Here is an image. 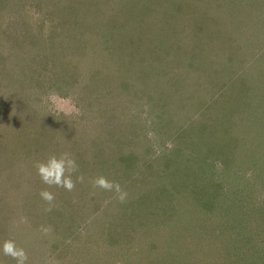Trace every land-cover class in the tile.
<instances>
[{"label":"rangeland","instance_id":"rangeland-1","mask_svg":"<svg viewBox=\"0 0 264 264\" xmlns=\"http://www.w3.org/2000/svg\"><path fill=\"white\" fill-rule=\"evenodd\" d=\"M0 9V71L17 72L19 54L28 75L4 78L13 105L0 117V205H11L0 242L9 232L28 264H232L237 251L236 264H264V0ZM65 152L78 165L71 191L35 167ZM98 176L124 201L95 187Z\"/></svg>","mask_w":264,"mask_h":264},{"label":"clouds","instance_id":"clouds-1","mask_svg":"<svg viewBox=\"0 0 264 264\" xmlns=\"http://www.w3.org/2000/svg\"><path fill=\"white\" fill-rule=\"evenodd\" d=\"M35 167L44 184L63 187L68 191L74 188L75 185L72 180V173L77 171L78 165L76 160L69 153L65 152L59 156L53 154L45 161L37 162ZM77 179H82V177H77ZM93 185L107 191L114 190L118 194V199L121 202L126 198L127 193L121 189L120 185L108 180L104 176L96 177L93 180ZM40 195L48 202L54 199L53 194L49 191H42ZM0 255L10 257L15 261V264H28L27 252L24 248L19 247L12 239L4 240L0 243Z\"/></svg>","mask_w":264,"mask_h":264},{"label":"trees","instance_id":"trees-1","mask_svg":"<svg viewBox=\"0 0 264 264\" xmlns=\"http://www.w3.org/2000/svg\"><path fill=\"white\" fill-rule=\"evenodd\" d=\"M1 3L2 4H9V0H1ZM1 10V9H0ZM205 25H207V23L205 24ZM180 27H182V26H180ZM212 28V30L214 29L213 28V25H212V27H210L209 26V24H208V29H211ZM18 30V29H17ZM18 41H20V44L22 43V44H24L25 45V47H28V45L29 46H32V44L34 43V42H32V41H30V40H28V39H25V40H23V41H21V40H18ZM17 41V42H18ZM19 43V42H18ZM19 44V45H20ZM220 44H222V41L220 42ZM217 49H219L220 50V47H218ZM12 57V56H11ZM13 59H11V61H12V64L14 65V67L15 68H17L18 69V71L17 72H15L16 71V69L14 70V72H12V73H10V72H8L7 70H6V72H4V71H0V85H1V87H2V93H0V117H1V119L2 120H4L5 121V119H6V112H9V110H10V104H11V106L13 105V103H11V100H12V97L13 96H10L6 91H8L9 90V88H10V86H7L8 85V83L5 81L6 80V78L8 77L7 75H10L11 74V77H14L15 78V80L17 79L18 80V77H19V75L21 76V77H23L24 79H26V78H28V75L26 74V71H24V65H26V64H24V61H25V58H24V56L23 55H19V54H17V55H14L13 57H12ZM10 60V59H9ZM21 68V69H20ZM22 71V73H20V72ZM21 77L19 78V79H21ZM4 78H5V80H4ZM16 80V81H17ZM2 82V83H1ZM5 89V90H4ZM10 92V91H9ZM13 92V91H12ZM6 98V99H5ZM10 102V103H9ZM219 104V102H217L216 101V99H215V101H211L210 102V104H209V108H211V106L212 105H215L214 107H216V105H218ZM13 108H15L14 106H13ZM6 109H7V111H6ZM227 113V112H226ZM6 121H7V119H6ZM3 123V122H2ZM184 132V131H183ZM181 137H184V136H182V134L179 136V135H177L176 136V139H180ZM179 144H181V143H179ZM180 149H178V152H181L182 151V146L181 147H179ZM213 150H209V153H211ZM186 155H187V157H186V161H188L187 160V158H190V156H192L191 154H188V153H186V151L184 152ZM183 153V156L185 157V154ZM86 159V163H87V165L88 166H93L94 165V167H98L99 166V163L97 162V163H94V162H92V160H91V158H89V156L87 155V157L85 158ZM84 159V160H85ZM191 161V160H190ZM94 163V164H93ZM85 169H89L88 167H84ZM176 169H175V173L177 174V175H179L180 173L181 174H183L184 176H185V183H186V180H189L190 182L189 183H195V185L197 186V182H195L196 180H197V177L196 176H194V174L196 175V173L193 171V170H186V171H184V169H182V167H175ZM192 172V173H191ZM170 174H174L173 172H170ZM176 175V176H177ZM176 183V182H175ZM184 183V184H185ZM188 184V183H187ZM3 187V186H2ZM3 189H7L6 187H3ZM7 191V190H6ZM3 205H6L7 207L6 208H8V205L10 206L11 204H1L0 205V210H1V207L3 206ZM6 208H4L5 210H6ZM150 212H151V210H150ZM60 216H62V214L60 215ZM154 216V215H153ZM152 216V217H153ZM152 217H151V220H152ZM5 218V217H4ZM65 219V218H64ZM2 220H6V219H2ZM67 220V219H66ZM150 221V220H149ZM130 222H132V223H134V218L133 217H131L130 218ZM1 223V222H0ZM131 223V224H132ZM1 226V225H0ZM128 227V226H127ZM124 231V230H123ZM124 232H122V234H123ZM9 234V232H5L4 231V236L2 237V239H3V241L4 240H8L7 238H6V236ZM111 240V239H110ZM114 240L116 241V238H114ZM2 240H1V242L0 243H2L3 242ZM112 241V240H111ZM119 241V240H118ZM117 242V241H116ZM244 253H240L239 254V251H237V253H232L231 255H232V257L230 256V258H231V260H232V262L233 263H237L238 261H239V259H237L238 257L240 258V260H242V255H243ZM226 257L228 258V255H226ZM6 259L8 258V257H5ZM219 261H221V262H218V263H224V262H222L223 260L222 259H218ZM171 262H173V263H175L174 261H171ZM232 263V264H233ZM241 264H243V262L241 263Z\"/></svg>","mask_w":264,"mask_h":264}]
</instances>
